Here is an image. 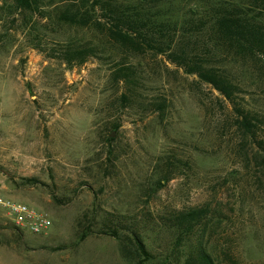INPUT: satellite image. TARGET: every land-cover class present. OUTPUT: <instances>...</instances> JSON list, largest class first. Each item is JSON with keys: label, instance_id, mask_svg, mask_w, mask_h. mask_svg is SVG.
I'll return each mask as SVG.
<instances>
[{"label": "rangeland", "instance_id": "374dc122", "mask_svg": "<svg viewBox=\"0 0 264 264\" xmlns=\"http://www.w3.org/2000/svg\"><path fill=\"white\" fill-rule=\"evenodd\" d=\"M217 1L148 3L181 25ZM8 3L0 1V192L52 223L32 234L0 209V264H138L130 230L152 254L145 264H178L188 245L218 264H264V56L209 54L188 35V49L228 68L237 108L254 123L248 133L233 103L166 54L127 55L137 83L123 101L112 74L123 54L106 30L59 25L47 12L54 5L30 13ZM68 44L98 51L69 65ZM204 205L205 224L177 244L165 218Z\"/></svg>", "mask_w": 264, "mask_h": 264}, {"label": "trees", "instance_id": "16d2710c", "mask_svg": "<svg viewBox=\"0 0 264 264\" xmlns=\"http://www.w3.org/2000/svg\"><path fill=\"white\" fill-rule=\"evenodd\" d=\"M9 8L34 13L44 6L59 25L103 28L109 43L123 54L112 70L115 81L122 85L120 97L127 102L134 98L137 73L128 64V54L147 51L166 54L167 59L183 67L186 73L196 74L200 81L210 84L242 114L239 124L248 133L254 123L249 113L237 108L235 100L239 86L228 76L226 66H217L204 58L198 49H188V35L197 37L195 44L205 46L209 54L223 51L235 59L264 56V0H218L205 6L204 17L194 23H182L167 17L164 8L152 9L148 0H0ZM60 4V5H59ZM46 12V11H43ZM48 14V13H47ZM46 15V14H45ZM186 26L185 31L178 27ZM181 30V31H179ZM178 33L181 38L176 39ZM96 45L68 44L62 49V58L69 65H80L90 55L97 54ZM125 56V57H124ZM159 109L163 103H157ZM113 128L117 131L118 124ZM107 139L112 140L109 135ZM264 151V142L262 145ZM209 212L207 205L177 210L165 218L176 235L177 244L184 241L204 225ZM129 241L139 257L138 264H145L152 254L136 231L130 230ZM178 264H218L216 258L203 246L187 247L178 257ZM233 263V261H231Z\"/></svg>", "mask_w": 264, "mask_h": 264}, {"label": "built area", "instance_id": "2783aa9c", "mask_svg": "<svg viewBox=\"0 0 264 264\" xmlns=\"http://www.w3.org/2000/svg\"><path fill=\"white\" fill-rule=\"evenodd\" d=\"M0 209L13 224L32 234L45 233L51 226L48 214L29 203L5 196L0 192Z\"/></svg>", "mask_w": 264, "mask_h": 264}, {"label": "water", "instance_id": "95a60500", "mask_svg": "<svg viewBox=\"0 0 264 264\" xmlns=\"http://www.w3.org/2000/svg\"><path fill=\"white\" fill-rule=\"evenodd\" d=\"M110 135H111V136L113 135V131L110 133Z\"/></svg>", "mask_w": 264, "mask_h": 264}]
</instances>
